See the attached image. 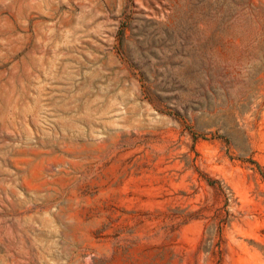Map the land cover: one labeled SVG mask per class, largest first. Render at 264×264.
<instances>
[{
  "label": "rangeland",
  "instance_id": "1",
  "mask_svg": "<svg viewBox=\"0 0 264 264\" xmlns=\"http://www.w3.org/2000/svg\"><path fill=\"white\" fill-rule=\"evenodd\" d=\"M0 264H264V0H0Z\"/></svg>",
  "mask_w": 264,
  "mask_h": 264
}]
</instances>
